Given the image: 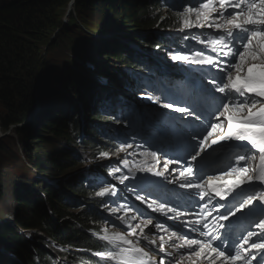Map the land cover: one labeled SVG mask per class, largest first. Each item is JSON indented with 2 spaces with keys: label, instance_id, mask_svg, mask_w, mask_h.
<instances>
[{
  "label": "snow or ice",
  "instance_id": "6c2138e0",
  "mask_svg": "<svg viewBox=\"0 0 264 264\" xmlns=\"http://www.w3.org/2000/svg\"><path fill=\"white\" fill-rule=\"evenodd\" d=\"M185 2L191 6L180 5L178 31L212 32H190L182 39L204 48L186 45L170 55L174 61L201 66L199 75L192 71L183 94L154 88L160 94L146 96L182 115L154 116L135 133L140 144L129 143L127 136L121 140L119 152L144 150L138 153L143 158L139 164L124 161L128 174L118 180L133 181L137 200L180 221L188 232L130 204L111 208L113 216L127 212L116 217L121 230L109 234L102 229L99 239L106 242L105 250L91 253L100 258L95 264H184L186 259L189 264H264V0ZM205 49L214 55L205 54ZM205 77L212 87L204 83ZM117 172L120 169L113 168L110 174ZM147 174L161 180H151ZM170 184L185 191L169 189ZM95 195L115 197L118 192L110 185ZM148 197L154 198L148 202ZM158 254H163L159 261Z\"/></svg>",
  "mask_w": 264,
  "mask_h": 264
},
{
  "label": "trees",
  "instance_id": "16d2710c",
  "mask_svg": "<svg viewBox=\"0 0 264 264\" xmlns=\"http://www.w3.org/2000/svg\"><path fill=\"white\" fill-rule=\"evenodd\" d=\"M164 1L75 0L72 6L73 16L64 24L62 12L68 0H0V105L3 108V112L0 113V127L7 131L13 125H24L20 126L19 130L26 136V141L22 139L24 141L22 151L25 155L30 151L25 142L32 136L38 138L40 144L48 143V138L51 136L52 138L55 136L56 139L71 137L69 127L71 124H76L79 128L81 117L96 123L100 121L110 123L115 119L124 122L125 112L130 111V108L118 101L120 97L118 94H123L114 89L110 95L108 85L92 79L89 70L86 69V72L81 63L73 60V70L64 73L61 70L62 65L51 63L47 59L42 61L40 48L41 45H48L47 35L57 31V38L65 40L62 35L71 29L76 32L84 29L92 34L99 33L100 37L90 39L91 45L97 46L99 52L106 48L112 51L114 58L125 66L122 69H140L136 78L124 70L131 80L130 84L115 73L105 69L101 71L117 86L128 85L138 89L144 87L139 78L143 77L142 69L149 66L146 61L148 59L134 50L133 45L125 44L116 37L103 38L102 35L118 29L123 30L122 27H132V24H135L136 29H157L154 34L149 32L146 35H133L129 39L138 42L139 44L136 45L141 49H143L141 44L146 45L163 59L171 58L170 54L173 51L176 53L178 48L190 45L188 41H181L178 18L173 21L172 18L161 17L159 14L158 10ZM102 5L109 10L102 9L103 13L95 17L87 15L88 11L100 8ZM91 21H94V24ZM90 55L97 58L96 62L99 65L100 55L92 53L91 48L81 51L79 57L85 59ZM149 70H153L151 64ZM52 78L57 82L49 85L48 81ZM150 78L151 80L155 78L153 71L150 73ZM96 95L102 103L100 108H94ZM109 100L119 110H124L123 115L105 113V104ZM134 112L136 121H140L137 110ZM130 124H133L132 120ZM92 128L93 132L97 130L94 126ZM93 132H91L92 136ZM81 139H74L73 146L65 145L63 148H55L47 155H36L44 160L42 162L33 154L27 156L38 172L44 174L53 169L61 175L66 168L78 163L74 160V156L77 152L75 148ZM95 139L98 140L97 137ZM12 141V136L4 139L6 145L12 144ZM69 143L72 145L71 142ZM86 148L80 154H84ZM109 148L115 149L116 145L112 144ZM73 150H75L74 154ZM18 162L22 166L21 154ZM112 169L109 165L108 171L111 172ZM27 175L31 177L30 180L21 178L17 180L15 187L11 184L13 193L10 195V200L17 205V210L21 214V218L16 220V223L23 228L39 227L47 238L35 236V240L31 241L12 224L1 223L0 264H18L17 259L24 262L23 264H58L59 260L67 264H95L98 258L84 252L78 255L80 251L75 250L82 248H87L91 252L105 250L106 242L99 239L104 234L102 231L104 227L102 212L98 209L104 197L95 195L94 191L97 187L88 183L86 174L80 175L73 182L62 185L58 183L60 186H54L52 178L46 183L37 181L39 177L29 171ZM8 181L5 173L0 170V197L5 195L7 185H10ZM87 198L89 200H85ZM82 201L87 207L82 205ZM66 208L67 210L72 208L73 211H66ZM76 208L79 209L74 213ZM94 232L97 235H93ZM42 238L45 241L56 239L71 246L66 252L56 250L55 255L58 257L48 259L45 254L44 257L39 256L40 259L37 260L36 253L43 255L48 251L41 243L44 241Z\"/></svg>",
  "mask_w": 264,
  "mask_h": 264
},
{
  "label": "rangeland",
  "instance_id": "374dc122",
  "mask_svg": "<svg viewBox=\"0 0 264 264\" xmlns=\"http://www.w3.org/2000/svg\"><path fill=\"white\" fill-rule=\"evenodd\" d=\"M70 0H68L65 10L62 12V21L63 23H67L68 21H70V17L73 16L71 14L74 13V11L70 10V12L68 13V15H66V9H67V5L69 3ZM75 2V0H74ZM73 2V3H74ZM181 4L183 6H191L189 4H187L185 2V0H182ZM181 4L177 3L175 0L171 1L169 3V6L171 8H173V10H171L173 13L176 14V17L169 14L171 16V18L173 19V21H176V19L178 18V14L179 12L183 11V7L180 6ZM73 5V4H72ZM105 5L101 6L100 8H94L95 10H90L87 12V15L91 16V17H95L98 15H101L103 13V11H107V9L104 8ZM175 7V8H174ZM103 9V11H101ZM161 9V7L159 8ZM109 10V9H108ZM84 12V11H83ZM86 12V10H85ZM159 14L161 15V17H164V12H166V10H160L158 11ZM109 13V12H108ZM109 16V15H108ZM116 17V16H114ZM94 21H91V23H93ZM96 22V21H95ZM170 22V21H169ZM94 24V23H93ZM132 27H122V33L125 31H129L130 34L128 36V38H126L125 40L129 39L130 36H133L132 34H139V33H134L133 31H131L132 29H136V27H134L135 24H132ZM178 26L180 28V24L178 22ZM198 29V28H197ZM203 30V29H201ZM208 30V29H205ZM197 30H195V28L193 29H185L184 31H180L181 34V41H184L182 39L183 36L191 33H195ZM212 31V30H211ZM155 31L151 32L150 34H154ZM65 40L61 39L60 37L57 38V31L52 32L51 34L47 35L46 38L48 43V45H41L40 48V56L42 61H44V59H47L48 61H50L51 63L57 64V65H62V72L64 73H69L71 70H73L74 65H73V60H75L76 62L79 61V55L80 52L83 50H87L88 48H91V52L94 54L100 55V57H98V61H99V67H98V74H96V78L98 79V81L100 80V78L106 80V78H104L103 76H101V70L105 69L108 70L112 73L116 72V69H118L119 71L125 67L120 61L116 60L114 58V53L110 50H108V48L102 50L101 52L98 51L97 46H93L90 43V39L93 40L94 37H98V34H92L90 31L87 30H82L81 32H76V31H72L69 30L68 32L64 33L62 35ZM67 36V37H66ZM67 39V40H66ZM147 40V39H146ZM189 42V41H188ZM192 43H195V41H190L189 45L191 46ZM72 46V47H71ZM73 51H72V49ZM193 50H195V48H192ZM153 53V52H152ZM156 54V53H155ZM171 54H175V52L173 51ZM186 54V53H184ZM160 57V63H166L161 57V55H159ZM95 58V57H94ZM73 59V60H71ZM97 59V58H96ZM168 60L169 65L165 66L162 65L161 68H173L174 71L173 72H167L165 70H162L160 68H156L154 69L153 73L156 72V82H151L149 84V90H142V92L138 95L140 97H135V96H131V94H134V92H128V91H123L124 94V106L125 107H129L131 108V106L139 108L140 111H142L143 114L144 110L148 111L149 113H152V117L150 118V120H152V118L154 116H158L157 114H154L155 112H162V113H169L171 116H180L182 114L180 113H171L169 111V109H164L162 108L159 104H153L151 101H149L148 99H146L147 95H159L160 92L159 91H153V89H160L163 90L165 88V86H168L166 88L171 89L172 91L178 90L179 94H182L186 91L189 82L191 80V71H193V64H185L184 62L181 61H174L172 60L170 57L166 58ZM90 60V59H89ZM87 60V61H89ZM84 66L86 68L88 67H93V65L90 62H86V60H84ZM108 65H111V69L108 68ZM195 67V66H194ZM85 68V71H86ZM91 70V69H90ZM191 70V71H189ZM118 71V72H119ZM87 72V71H86ZM195 72V71H194ZM88 74V73H87ZM116 74V73H115ZM89 75V74H88ZM90 76V75H89ZM149 75H146V77H148ZM93 79V76H90ZM162 77H165V80L162 79ZM57 82V81H56ZM56 82L54 81V78L50 79L48 81V84L53 85L56 84ZM146 82H150V80L146 79ZM45 83V82H44ZM108 83V81H107ZM47 84V85H48ZM182 84L185 86V84H188L185 86L184 90H181V86ZM208 86V83H205ZM48 85V86H49ZM59 84H58V88H59ZM142 89V88H139ZM176 89V90H175ZM137 93V91H136ZM177 93V92H176ZM177 93V94H178ZM137 95V94H134ZM219 95V94H217ZM130 96V97H127ZM37 100V97H36ZM130 103H132L130 105ZM101 102H97V105H95V108H97V106H101ZM123 106V107H124ZM124 107V109H126ZM144 109V110H143ZM3 112V108L0 105V113ZM110 115L114 114L113 112L109 113ZM107 118L111 119L110 117L106 116ZM93 118V116L91 117ZM143 122L141 123L140 126V131L141 128L147 124L148 121H150L149 119H147L146 116H143ZM159 118L161 120H166L167 117L166 116H159ZM79 128L76 126V124H71V126L69 127V132L72 135L71 137H65V138H61V139H56L55 136H52L50 138H48V143H44V144H40L41 142H38V138L32 136L30 139L27 140V142H25V144H28V147L30 149L29 152L26 153V157H25V152L22 151V149L24 148L23 146V142L22 139H24L26 141V136L22 135L23 133L19 130V127L21 126H15L13 125L9 130L4 131L1 129L0 127V166H1V171H3L5 173V177L8 178V182H10V185H7L6 188V192L5 195L0 197V224L1 223H7V224H12L13 227L19 231L21 230V227H19L16 223L15 220H19L21 218V214L20 211L17 210V205L14 204V202H12L10 200V195L13 193V189H12V185H14L15 187V183L17 182V180H20L21 178L25 179V180H30L31 177L27 175V172H31L33 175L36 174V176H38L39 178L37 179V181H46L49 178H56L59 179V183L60 185L67 183V182H73L77 179V177H79L80 175H84L86 171L90 170H84L83 168L85 167L84 165L87 163H80L77 160V156L79 155L80 152H83L84 149L86 148L85 152H84V156H86L87 161L89 160L88 158H90L92 161H88V162H98V163H103V162H110V161H114L112 159H119L118 157L120 155L125 154L126 152H119L117 154H113V155H108V157H101L100 153L101 152H108V146H112V144H116L118 146H120V142L122 139H124L125 136H127L128 142L130 140V138H132L131 134L128 132H124V136L119 137V134L117 135V137H115V133L108 130V128H106L105 124L100 121L99 123H96L92 120H88L87 118H84V120L82 122H80L79 124ZM24 125H22L21 127H23ZM92 126H94L97 130L95 132L92 131ZM79 130V131H78ZM91 132H93V136L91 135ZM12 136L13 141L12 144H7L4 142V139H7V137ZM80 137H83L82 140H80L81 144L79 143V145L75 148L77 149L79 146V152L76 156H74V160L76 162H78L76 165L71 166L66 168V170L64 171V174L59 175L58 171H55L53 169H50L49 172L44 173L42 176L44 178H40L41 174L40 172H38L34 165L32 163H30L29 157L27 156V154H33L34 156L41 154V155H47L50 151L54 150L57 147H64L65 145L67 147L69 146H73L74 144V139H80ZM93 137V138H92ZM95 137H97L96 140ZM90 138H92V141H90ZM138 139H141V137L139 136ZM3 140V141H2ZM86 141V142H85ZM133 140H131L129 143H131ZM71 142L72 145L69 143ZM93 142V143H90ZM152 143H156V141H151ZM137 143V142H136ZM140 144V143H137ZM94 145V146H93ZM145 148H147V145H144ZM139 148H135V149H128V151L134 153L136 151H138ZM22 151V152H21ZM114 151V150H113ZM75 150L72 151V153L74 154ZM20 154L22 156V166L19 164L18 159L20 157ZM133 155V154H131ZM135 156V155H134ZM37 159L41 162L44 161L42 160L39 156H36ZM113 157V158H111ZM136 157V156H135ZM27 158V159H25ZM137 158L142 161V157H140L139 155L137 156ZM29 160V161H28ZM95 160V161H94ZM73 161V160H72ZM24 162V164H23ZM116 162V161H115ZM117 163V162H116ZM96 169L97 168V164H95ZM162 166V165H161ZM114 175V174H113ZM96 176H98V180H97V184L101 183V176H104L105 178L108 176H110L108 178V182L111 180L114 182V176H112L111 174L105 173V174H96V172H92L90 173V178L92 179L93 182L96 181ZM30 177V179H29ZM12 181L14 183H12ZM57 188V187H56ZM101 187H98L96 190H98ZM125 188V186H121V190L123 191ZM62 189V188H61ZM181 191V190H179ZM141 196L144 195V193L142 192L140 194ZM154 197H149L148 201H151ZM133 203L136 207L139 208H144L135 198H133ZM82 205L87 207V204L82 201ZM76 207V206H74ZM77 209H74V213H76ZM66 211H73L72 208L65 209ZM155 214V212H153ZM164 221H161V223ZM151 227V226H150ZM145 231H148V229H146ZM156 230L154 228H152V232H155ZM185 264H188L187 261H184Z\"/></svg>",
  "mask_w": 264,
  "mask_h": 264
},
{
  "label": "bare ground",
  "instance_id": "6f19581e",
  "mask_svg": "<svg viewBox=\"0 0 264 264\" xmlns=\"http://www.w3.org/2000/svg\"><path fill=\"white\" fill-rule=\"evenodd\" d=\"M205 34H210V32H211V29H208V30H202ZM141 44V43H140ZM137 46V45H136ZM138 47V49H141L139 46H137ZM191 48H198L197 50H199V49H202V48H204V45H202V44H198V43H196V41H195V43H192V45L190 46ZM205 54H213L214 55V53H211L208 49H205ZM95 57V56H94ZM86 58H87V56H86ZM85 58V59H86ZM96 58V57H95ZM190 65V64H189ZM195 66V67H194ZM193 71H195V74H197V75H199V72H200V68H201V66H198V65H193ZM88 69V68H87ZM89 70V69H88ZM204 71L205 72H207L208 71V66H204ZM212 71L213 72H215L216 71V69H212ZM89 72L91 73V75L92 76H95V74H96V69L95 70H89ZM192 72V71H191ZM100 84H103V85H106L104 82H100V81H98ZM127 82L130 84L131 83V80L130 79H128L127 80ZM204 83H207V78L205 77V79H204ZM186 85H188V84H185V86ZM185 86L182 84V86H181V90H184V88H185ZM138 87V86H137ZM208 87H212V85H210V84H208ZM118 91V90H117ZM119 93H121V94H123L122 96H124L125 94L124 93H122V92H120V91H118ZM177 94V93H176ZM183 94V93H182ZM126 96V95H125ZM124 105V104H123ZM127 108H129V107H127ZM144 110V109H143ZM170 110V109H169ZM214 110V109H213ZM137 112H138V114H139V116H140V121H136L137 119H136V115H135V112H134V110H130V113H129V118L133 121V124H130V126H131V128L130 129H127V130H124L123 128H122V125L124 124V122L123 121H121V120H119V119H115L113 122L115 123V125H112L111 126V128H112V130H114V133L116 134V135H118L119 134V136H124V132H128V130L129 131H131L133 134H134V136H137V135H135V133H138V132H140V126H141V123L143 122V116H146L147 117V119H150L151 117H152V113H149L148 111H146V110H144V113L145 114H143L142 113V111H140V109H137ZM171 116V115H170ZM119 130V131H118ZM139 148V150L138 151H136V152H134V153H132V152H130V151H127L125 154H123V155H120L118 158L119 159H117V158H115V159H112V160H114V161H110V164L112 165V168H119L120 169V172H117V173H114V175L113 174H111L112 176H114V178H112V179H114V182L113 181H109L108 182V178L110 177H104V176H101V178H100V180H101V186H99V187H101V188H99L98 190H96L95 189V193L97 192V191H100V190H102V188H104V187H109L110 185H114L115 187H116V190H117V192H118V196H115V197H113V196H106V197H104V199L102 200V203H101V205L100 206H98V209H100V211L102 212V225H103V227L104 228H107L108 229V231H109V234H111V233H113L114 231H117L119 228H121L122 227V225H120V221L116 218L117 216H121V215H124L125 214V212H127V209H125L124 211H120V212H118L117 214H116V216H113L111 213H110V211H109V209H111V208H118L120 205H123V204H130V205H132L133 207H136L135 205H134V203H133V198H135L136 199V192L135 191H133V181H131V180H129V181H125V184H127L128 185V187L126 188H124V190L122 191L121 190V186H125V184H120L119 183V180H118V177L120 176V175H127L128 174V167H126L125 166V164H124V161L125 160H127L128 162H129V165H133V164H139L141 161L137 158V156H138V153L140 152V151H143L144 149H140V147H138ZM118 149H119V147H116L115 149H114V151H113V149H111V148H109V146H108V153H109V155H113V154H117V153H119V151H118ZM131 154H133V155H131ZM177 153L176 152H170L169 153V155L170 156H172V155H176ZM136 157H135V156ZM111 158H113V157H111ZM117 163H116V162ZM170 167H178L177 165H170ZM88 169H90V168H88ZM96 172H100V170L99 169H96ZM138 175H144L143 173H138ZM148 176H149V178L151 179V180H154V181H159V180H161V178L160 177H153V176H151V174H147ZM49 181H51L50 179H49ZM53 181V180H52ZM170 186V187H169ZM168 188L169 189H173L174 190V188L176 189V187H175V185H168ZM181 191H179V192H184L185 190H183V189H180ZM178 191V190H177ZM142 193V192H141ZM140 193V194H141ZM149 198V197H148ZM137 200V199H136ZM144 208H139V207H136V208H139V209H141V210H143L144 212L146 211V210H148L149 209V207H148V203H142L140 200H137ZM148 202H150V201H148ZM107 211H108V215H107ZM153 212V211H152ZM156 213V212H155ZM128 214H130V213H128ZM149 214V213H148ZM148 214H146V216L148 215ZM169 215H171V214H169ZM183 219V218H182ZM157 221H159V222H161V221H164V222H162V223H164V224H166V225H169V226H172L174 223L176 224V225H180L182 228H183V226L180 224V221H172V220H169V219H167L165 216H162V215H159V217L157 218ZM113 224H115L116 225V227H113L112 225ZM146 230V229H145ZM183 231L184 232H188V229H186V228H183ZM190 235L191 236H195L196 234L195 233H190ZM40 236L41 237H43V238H47V235H45V233H43L42 231H40ZM166 239H167V236L165 237ZM75 251H78V250H75ZM84 253H86V254H88V255H91L92 256V252L91 251H89V250H87L86 252H84ZM161 255H163V254H158L157 255V259L159 260L160 258H161ZM93 257H95V256H93ZM95 258H98L99 260H100V258L99 257H95ZM177 258H179V257H177ZM169 259H171V257H165V260L167 261V260H169ZM185 261H187V259L185 260ZM58 264H67L66 262H64V261H60L59 260V262H58Z\"/></svg>",
  "mask_w": 264,
  "mask_h": 264
},
{
  "label": "water",
  "instance_id": "95a60500",
  "mask_svg": "<svg viewBox=\"0 0 264 264\" xmlns=\"http://www.w3.org/2000/svg\"><path fill=\"white\" fill-rule=\"evenodd\" d=\"M73 2H74V0L69 1L68 5H67V9H66V15H68L69 11L71 10Z\"/></svg>",
  "mask_w": 264,
  "mask_h": 264
}]
</instances>
